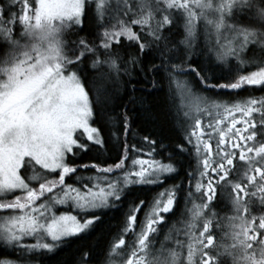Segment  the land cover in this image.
Wrapping results in <instances>:
<instances>
[{
    "label": "snow or ice",
    "instance_id": "1",
    "mask_svg": "<svg viewBox=\"0 0 264 264\" xmlns=\"http://www.w3.org/2000/svg\"><path fill=\"white\" fill-rule=\"evenodd\" d=\"M246 86L264 92V0H0V264L105 224L75 264H264V95ZM162 92L171 144L130 115Z\"/></svg>",
    "mask_w": 264,
    "mask_h": 264
},
{
    "label": "trees",
    "instance_id": "2",
    "mask_svg": "<svg viewBox=\"0 0 264 264\" xmlns=\"http://www.w3.org/2000/svg\"><path fill=\"white\" fill-rule=\"evenodd\" d=\"M78 35H85V33L83 32L77 33L75 31V34L72 37L71 35H69L68 39L75 40L78 38ZM249 91L250 90L248 88H245L240 98L247 95ZM124 103L127 104L128 103L127 100H125ZM179 103H180V99L177 96L175 98V104L179 105ZM165 104H166V97L165 94L162 92L159 94L157 102L151 104L152 111L149 117L147 118L145 117V114L141 112L139 105L137 106L129 105V108L134 107V111L130 112V115L133 117L134 127L141 135H143L145 131L152 132L154 133V138L162 139L165 144H171L175 142L177 136L176 133L173 131L174 125H173L172 117L168 114ZM166 156L167 154L165 153L164 156L157 158L164 159L165 162H167ZM180 159L183 161L182 157ZM85 162H89L87 158L85 159ZM153 194L154 193H147V192L144 193V195L148 196L149 199ZM111 223L114 226L116 225L117 220H111ZM107 230H108V225L105 224L103 226V230L98 229L86 240L76 241L75 243L70 244L68 247L61 250L55 256V258H48L47 264H75V262L78 261L80 258V252L78 251L80 249H83L84 251H88L89 249H93L96 252L100 251V248H102L106 243ZM4 258H13V257L11 255L5 257L2 253H0V259H4Z\"/></svg>",
    "mask_w": 264,
    "mask_h": 264
},
{
    "label": "rangeland",
    "instance_id": "3",
    "mask_svg": "<svg viewBox=\"0 0 264 264\" xmlns=\"http://www.w3.org/2000/svg\"><path fill=\"white\" fill-rule=\"evenodd\" d=\"M75 34V30L73 31V33H71V34H69V35H71V37L73 36ZM245 88H248L250 91H249V93L247 94V95H245V96H243V97H241V98H246V97H248L249 95H264V92H260L259 90H256V91H252L251 90V87L250 86H246ZM244 92V89L243 90H241V94ZM159 159V158H158ZM161 239H162V236H161Z\"/></svg>",
    "mask_w": 264,
    "mask_h": 264
},
{
    "label": "flooded vegetation",
    "instance_id": "4",
    "mask_svg": "<svg viewBox=\"0 0 264 264\" xmlns=\"http://www.w3.org/2000/svg\"><path fill=\"white\" fill-rule=\"evenodd\" d=\"M180 179L183 180V175L180 177ZM177 182H179V181H177Z\"/></svg>",
    "mask_w": 264,
    "mask_h": 264
}]
</instances>
